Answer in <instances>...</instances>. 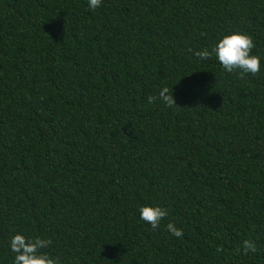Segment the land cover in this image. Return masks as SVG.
<instances>
[{"label": "trees", "instance_id": "obj_1", "mask_svg": "<svg viewBox=\"0 0 264 264\" xmlns=\"http://www.w3.org/2000/svg\"><path fill=\"white\" fill-rule=\"evenodd\" d=\"M230 31L256 75L188 51ZM15 233L62 264H264V0H0V264Z\"/></svg>", "mask_w": 264, "mask_h": 264}, {"label": "clouds", "instance_id": "obj_2", "mask_svg": "<svg viewBox=\"0 0 264 264\" xmlns=\"http://www.w3.org/2000/svg\"><path fill=\"white\" fill-rule=\"evenodd\" d=\"M102 0H88V7L96 9L100 7ZM201 35H205L201 33ZM255 47L253 37L243 31H230L223 35L216 44L208 50L207 48L193 51L191 47L188 51L200 59H208L213 54L223 66L231 73L239 70L241 78L243 74L251 73L256 75L260 71V56L252 54ZM159 99L166 106L172 107L177 105L172 95V86H163L156 95L148 97L149 103H155ZM140 218L149 223L153 230L160 226V222L168 214L167 209L160 206L143 205L139 209ZM167 229L175 237L183 236V230L175 227L172 223L167 224ZM50 239L37 237H26L21 233H15L9 241L10 250L15 253L13 264H62L58 257L51 256L48 252L43 251L50 246ZM222 247H217V252H222ZM235 251H242L247 255L249 252L257 251L256 244L251 239H245L242 245Z\"/></svg>", "mask_w": 264, "mask_h": 264}]
</instances>
